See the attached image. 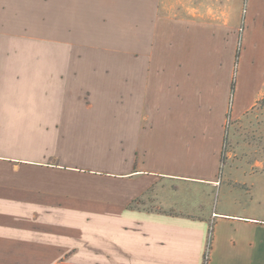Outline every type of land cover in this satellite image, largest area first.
<instances>
[{
  "label": "crops",
  "instance_id": "crops-1",
  "mask_svg": "<svg viewBox=\"0 0 264 264\" xmlns=\"http://www.w3.org/2000/svg\"><path fill=\"white\" fill-rule=\"evenodd\" d=\"M245 5L264 31V0H0V264H264L221 176L264 99L229 110Z\"/></svg>",
  "mask_w": 264,
  "mask_h": 264
},
{
  "label": "rangeland",
  "instance_id": "rangeland-1",
  "mask_svg": "<svg viewBox=\"0 0 264 264\" xmlns=\"http://www.w3.org/2000/svg\"><path fill=\"white\" fill-rule=\"evenodd\" d=\"M244 9L245 13L237 33L235 52L238 58L235 57L233 66V82H235L236 89V82L240 75L243 83L244 80L246 83L242 87L243 96L241 99L235 98V90L231 92L228 101L230 111L238 103L243 106L250 98L251 92L250 89L248 91V87L251 88L255 85L254 88L259 89L264 84V31H259L256 24H250L249 15L246 14L248 6L245 5ZM230 43L233 44L234 40L230 41ZM243 54L244 57L242 59ZM231 124V121H228L226 150L235 152L237 155L226 160L228 165L222 171V182L225 183L224 186L229 187L228 183L238 178V173L246 171L247 174L242 175L241 180L247 182L248 187H244L241 191L234 193L235 195L232 198L237 196L242 202L250 201L252 198H264V174L260 170L254 169L253 173L250 171L251 166L257 161H261L259 153L264 152V99H261L255 109L242 118L241 123H236L235 127L231 126ZM237 169H241L242 172ZM252 183L254 187H251ZM176 187L182 188L181 185ZM223 190L227 189L222 188ZM226 192H222L221 196L212 194L210 197L211 205L217 206L219 199H225L222 194Z\"/></svg>",
  "mask_w": 264,
  "mask_h": 264
},
{
  "label": "built area",
  "instance_id": "built-area-1",
  "mask_svg": "<svg viewBox=\"0 0 264 264\" xmlns=\"http://www.w3.org/2000/svg\"><path fill=\"white\" fill-rule=\"evenodd\" d=\"M210 249H211V237L209 238L207 251H206V256L208 257V260H209Z\"/></svg>",
  "mask_w": 264,
  "mask_h": 264
},
{
  "label": "trees",
  "instance_id": "trees-1",
  "mask_svg": "<svg viewBox=\"0 0 264 264\" xmlns=\"http://www.w3.org/2000/svg\"><path fill=\"white\" fill-rule=\"evenodd\" d=\"M236 57L238 58V55ZM234 90H235V82H233L232 84V92H234ZM204 261H205V264L208 263V257L206 255H205Z\"/></svg>",
  "mask_w": 264,
  "mask_h": 264
}]
</instances>
